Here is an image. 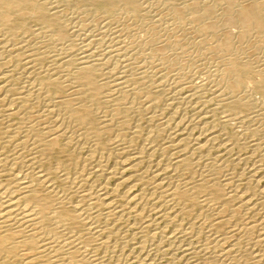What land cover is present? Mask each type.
I'll return each mask as SVG.
<instances>
[{
  "label": "bare ground",
  "instance_id": "obj_1",
  "mask_svg": "<svg viewBox=\"0 0 264 264\" xmlns=\"http://www.w3.org/2000/svg\"><path fill=\"white\" fill-rule=\"evenodd\" d=\"M178 1L0 0V134L11 149L0 154V264H112L123 256L126 264H159L158 256L167 264H243V256L264 264V167L247 169L241 188V176L225 171L231 143L206 121L216 109L193 105L208 91L226 109L215 120L250 121L258 137L249 144L264 149V103L249 90L257 78L264 96V0ZM106 62L118 73H104ZM135 74L156 80L159 97L172 92L171 113L159 114L140 144V120L123 130L133 114L152 111L153 120L161 105L158 96L140 100ZM68 149L81 166L48 172L52 155ZM57 173L75 192L69 216L82 229L60 217L70 198L56 188ZM193 207L197 215L187 218ZM130 217L137 240L124 253L118 223ZM100 219L113 224L100 229ZM201 233L210 245L195 244Z\"/></svg>",
  "mask_w": 264,
  "mask_h": 264
},
{
  "label": "rangeland",
  "instance_id": "obj_2",
  "mask_svg": "<svg viewBox=\"0 0 264 264\" xmlns=\"http://www.w3.org/2000/svg\"><path fill=\"white\" fill-rule=\"evenodd\" d=\"M180 1V0H179ZM178 1V2H179ZM86 8V7H85ZM84 7H81V9H85ZM88 8V7H87ZM63 13H65V14H63ZM63 13H62V18L63 17H65L64 18V21L66 22V23H70V17H71V15H70V9H69V13H68V10H63ZM67 14H68V16H67ZM66 15V16H65ZM67 17H68V20H67ZM29 25H31V26H35L36 24L35 23H33V22H30L29 23ZM74 39V38H73ZM79 42V41H78ZM78 66H80V63H78ZM112 66H113V63L112 62H106L105 64H103L102 65V70L104 71V73H106V72H108V71H112V69H113V73L114 74H117L118 73V70L119 69H117V66L115 67V64H114V66H113V68H112ZM112 68V69H111ZM196 72H199V71H196ZM135 76V77H134ZM133 76V85H135L136 87H138V86H141V87H138V89H140V91H141V97H139L140 98V100H146V99H152V98H155L156 96H158L157 98L158 99H160V100H158L157 98H156V101H157V103H158V105L160 104L161 105V107L159 108H156V111H159V110H161V111H159L158 112V115H154L155 116V118H153V120H151V121H149L148 120V117H150L151 116V112L152 111H150L149 113H143L141 116H135L134 114L132 115V116H134V118L136 119H134V118H132L131 120H130V122H129V125H127L126 126V129L125 130H123L124 132H126L129 128H131L132 126L134 127L136 124V121H138V120H140L139 122H137V126H138V129H139V134L137 135V138H135L136 140H135V144H140L141 143V140H142V137L143 136H140V135H143V134H146V132L148 131V130H151V129H154L155 128V126H157L158 125V123H159V121H160V118H162L163 116L164 117H166L168 114H170L171 112L170 111H172L170 108H167V106H166V102H167V100L166 99H169L170 97H172V95H171V91L168 89V88H166L164 91H162L161 92V96H162V99H164V101H162V99H161V96L159 97V95H157L156 93H154L153 91H155V88H153L156 84H155V82H156V80H153V82L150 80H147L146 78L145 79H142V77L140 76V75H137V74H135ZM106 79V75H103L102 76V80H105ZM149 82H151V83H149ZM250 87H249V90H250V92H251V94H252V97H253V95H254V98H258L257 100L258 101H262L263 103H264V96H262L263 94H262V91H261V87H260V83L258 82V79L257 78H255L253 81L250 79ZM263 85H264V83H263ZM145 86V87H144ZM149 86V87H148ZM153 88V89H152ZM147 89V90H146ZM262 89H263V87H262ZM148 91H150V92H148ZM109 92V88L108 87H104L103 89H101L100 90V93H101V96L103 97L105 94H107ZM148 92V93H147ZM257 94H256V93ZM144 93V94H143ZM155 95H154V94ZM164 93V94H163ZM254 93V94H253ZM168 94H170L169 96H166V95H168ZM203 94V95H202ZM260 94H262L261 96L262 97H258V95H260ZM143 95V96H142ZM146 95V96H145ZM148 95V96H147ZM164 95V96H163ZM155 96V97H154ZM200 98L198 97H196L195 99H194V101L196 102H194L193 103V105H201V106H203V107H206L207 109L209 108V109H212V108H215L216 110L213 112V115H208L207 117H206V121L208 122L209 121V123H212V126H213V130H216V131H220V133H221V139H224V140H228V142L229 143H231V145H232V149H231V151H230V153L227 155V157H226V161H228V162H225L226 164H224L225 165V171H227V173H229L230 174V176H235L236 178H238L239 176H241V177H239V179H243L241 182L242 183H240V187L241 188H244V185H245V179H246V176H245V171L247 170V169H249L250 167H252V166H254V165H256V164H258V162H259V164L258 165H262L263 167H264V149H262V147L261 148H259V149H255V148H253L249 143H251L253 140H255L258 136H255L253 133L251 134V127L250 126H252V124L253 123H250V121H245L244 122V124L242 123V124H240L241 126H238L237 124H236V122L234 121L233 123H230V125H226V126H224V127H222V125L221 124H219L215 119H216V117H217V115H220V113H221V111L223 112H226L225 110L226 109H224L225 107H222V106H219L217 103H216V100H212L210 97V93L208 92V91H205V92H202L200 95ZM203 96V98H201ZM204 97H206L205 99H204ZM210 98V99H209ZM201 99V100H200ZM204 100V101H203ZM206 100V101H205ZM208 100V101H207ZM215 103H216V106H215ZM204 104H205V106H204ZM213 105V106H212ZM165 106V107H164ZM220 108V109H219ZM159 109V110H158ZM183 109H185V111L183 110ZM218 110V111H217ZM182 111H183V114L185 113V114H187V115H185L184 114V116H186V117H190L191 116V110H190V108L188 107V105H183V107H182ZM220 112V113H219ZM236 112H238V111H236ZM159 114H162V116H160ZM182 114V113H181ZM182 114V115H183ZM242 114V113H241ZM144 115H145V118H143L144 117ZM147 115H149V116H147ZM242 115H245V113L244 114H242ZM242 115H240V116H242ZM158 116V117H157ZM159 116H160V118H159ZM214 116V117H213ZM213 117V118H212ZM147 118V119H146ZM134 119V120H133ZM143 119H144V121H143ZM157 119V121L156 122H154L155 120ZM212 120V121H211ZM132 122H133V125H132ZM249 122V123H248ZM248 123V124H247ZM146 124V125H145ZM232 124H235V125H232ZM147 125H149V126H147ZM154 125V128L152 127ZM238 127H237V126ZM245 127H244V126ZM246 125H248V126H246ZM131 126V127H130ZM230 126V127H229ZM242 126H243V128H242ZM142 127V128H141ZM144 127V128H143ZM146 127H151L150 129L148 128L147 130H146ZM233 127V128H232ZM238 128L237 130H235V128ZM241 127V128H240ZM128 128V129H127ZM229 128V129H228ZM250 128V129H249ZM144 129H145V131H144ZM234 129V130H233ZM241 129V130H240ZM246 129H248V130H246ZM141 130V131H140ZM228 130H229V132H228ZM242 130H245V131H242ZM143 131V133H141ZM167 131H168V133H167ZM170 130L167 128V129H163V130H161V132L159 133V142L160 143H165L166 141H168V136L170 135V132H169ZM234 131H236V132H234ZM240 131V132H239ZM166 132V133H165ZM163 133H164V135H163ZM240 133V134H239ZM249 133V134H248ZM224 134V135H223ZM231 136H230V135ZM236 134V135H235ZM237 134H239V136H240V138L242 139H240L239 138V136H237ZM244 134V135H243ZM160 135H161V137H160ZM168 135V136H167ZM262 135V137L260 136V139H261V141L264 143V134H261ZM164 136H165V138H164ZM224 136V137H223ZM244 136V137H243ZM251 136V137H250ZM229 137V138H228ZM246 137V138H245ZM6 135H4L3 133H1L0 134V145H2L5 141H6ZM239 138V139H238ZM252 138V139H251ZM263 138V139H262ZM245 139V141H243ZM249 139V140H248ZM162 140V141H161ZM233 140V141H232ZM235 140L237 141L236 143H235ZM165 141V142H164ZM140 142V143H139ZM247 143V144H245V145H243L242 146V144H244V143ZM244 146H246V147H244ZM238 148V149H237ZM243 148V149H242ZM10 151H11V149L10 150H7L6 148H4V145H2V147L0 148V154H2L1 155V157L2 158H6L7 157V155H9L10 154ZM234 151V152H233ZM168 153V152H167ZM237 153H239V154H237ZM262 155V156H261ZM232 156V157H231ZM233 156H234V158H233ZM238 157H240L239 159H241V161H233L235 158H238ZM155 158H156V156H155ZM157 158H159V155H157ZM229 158V159H228ZM232 158V159H231ZM263 160H262V159ZM243 159H245L244 161H246V163L243 161ZM230 160V161H229ZM262 160V161H261ZM232 161V162H231ZM238 162V163H237ZM81 157H79L78 155H73L72 156V153H71V150L70 149H68V150H57L53 155H52V157L49 159V162H47V166H46V168H47V170H48V172L49 171H51V172H54L55 173V170H59V169H57V167H58V165H61L63 168H68V169H73V168H75V167H77V166H81ZM231 163V164H230ZM230 165V166H229ZM237 165V166H236ZM245 165V166H244ZM227 167H229V168H227ZM231 167H233L232 169H231ZM248 167V168H247ZM246 168V169H245ZM228 170H230V171H228ZM231 173L232 174H234V175H231ZM244 173V174H243ZM53 175V177L56 179L55 181H56V184H55V186H56V188L57 189H59L60 191H63V193H65L67 196H69V198H70V202H68V203H65V204H63L62 206H61V208H60V212H61V215H60V217L64 220V222L66 223V224H69V226H71L72 228H80V229H82L81 227H79V225H77L76 223L75 224H72V222H71V220H70V216L69 215H71V214H73V211H72V207H73V198H74V195H75V192H73V190H71V189H69V186H68V183L66 182V181H63L61 178H60V176H59V174L57 173V174H52ZM41 190V189H40ZM49 204V205H48ZM52 204H54L53 202H50V203H46V205H47V207H50V208H47V210L48 211H51L52 210V208H51V205ZM192 209V216H187V218H194V216H196L197 215V212H198V209L197 208H195V207H193V208H191ZM131 218V217H130ZM128 218V219H124V220H122L121 222H119L118 223V226H120L119 227V230L121 231V238H120V241H123V242H126L127 244H126V246L124 247L123 246V250L122 251H124V253H127L128 251H129V249L128 248H130V246L131 245H133L134 243L136 244V230H137V223H138V221L137 220H135L134 218ZM187 218H186V220H187ZM65 219H67V220H65ZM126 221V222H125ZM128 221V222H127ZM136 221V222H135ZM129 222H130V224H129ZM134 222H135V224H134ZM132 223V224H131ZM110 225V224H113V219H111V220H109L108 222H106L105 221V219H100L99 221H98V223H97V226L98 227H100V229H103V228H106V225ZM127 224V225H126ZM122 225V226H121ZM125 226V227H124ZM127 226V227H126ZM135 226H136V228H135ZM135 228V229H134ZM135 230V231H134ZM122 231H124V232H122ZM219 231V230H218ZM221 231L222 230H220V233H221ZM135 233V234H134ZM127 234H129V235H127ZM201 235V236H200ZM200 235H197L196 237H194L193 238V240H194V242H195V244L197 245V246H201V244H208V245H210V241L206 238V236L204 237V234L203 233H201ZM131 236V237H130ZM129 237H130V239H129ZM123 238V239H122ZM125 238V239H124ZM206 240H205V239ZM131 240H132V242H131ZM135 240V241H134ZM201 240H204V241H201ZM197 241H199V242H197ZM207 242V243H206ZM89 245H92L93 247H95L97 244H96V241H91V243L89 244ZM129 245V246H128ZM127 246H128V248H127ZM164 247H166V248H164ZM163 248L164 249H168V245L165 243V244H163ZM126 249V250H125ZM110 256H111V258H114V255H112V254H110ZM159 257V259H160V263L159 264H167L166 263V258H168V257H163V256H158ZM246 256H243L242 257V263L243 264H252V261L250 260V258L249 257H247V258H245ZM123 260L122 261H119V260H117V258H114V260H113V262H112V264H126V258H125V256H123ZM163 258V259H162ZM164 258H165V260H164ZM78 259H80V257H78ZM244 260H246V261H244ZM130 261L131 260H129V264H130ZM117 262H119V263H117ZM128 263V262H127ZM180 262L179 261H177V260H174V261H172L170 264H179Z\"/></svg>",
  "mask_w": 264,
  "mask_h": 264
}]
</instances>
